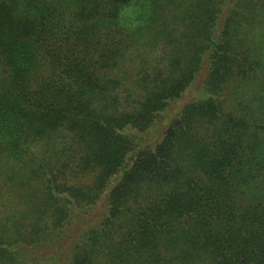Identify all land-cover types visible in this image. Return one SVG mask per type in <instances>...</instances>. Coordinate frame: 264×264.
<instances>
[{
    "label": "trees",
    "instance_id": "obj_1",
    "mask_svg": "<svg viewBox=\"0 0 264 264\" xmlns=\"http://www.w3.org/2000/svg\"><path fill=\"white\" fill-rule=\"evenodd\" d=\"M0 264H264V0H0Z\"/></svg>",
    "mask_w": 264,
    "mask_h": 264
}]
</instances>
